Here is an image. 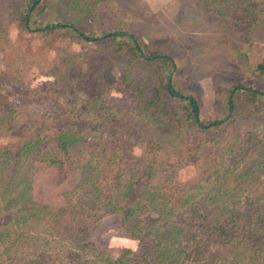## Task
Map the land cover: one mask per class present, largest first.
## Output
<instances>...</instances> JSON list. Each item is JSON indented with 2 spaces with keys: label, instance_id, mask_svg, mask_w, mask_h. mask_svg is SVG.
<instances>
[{
  "label": "rangeland",
  "instance_id": "obj_1",
  "mask_svg": "<svg viewBox=\"0 0 264 264\" xmlns=\"http://www.w3.org/2000/svg\"><path fill=\"white\" fill-rule=\"evenodd\" d=\"M22 3L0 0V149H9L0 175V264H115L133 257L126 251L143 254L145 243L122 225L123 210L133 208L130 218L143 226L178 199L199 203L218 142L234 145L227 167H253L243 190L226 201L243 212L234 263L264 264V101L245 106L238 96L218 132L170 126L161 134L136 119L138 100L157 98L152 67L117 57L115 44L82 42L65 29L25 31L16 15ZM213 10L203 0H41L32 21L88 34L128 32L146 52L174 61L175 87L193 95L201 118L210 120L224 117L233 86L264 92V74L255 71L264 61V22L254 27ZM75 98L92 114H116L99 122L66 117L62 102ZM162 99L168 108L156 114L161 120L184 112L180 102ZM65 130L76 141L58 155L56 135ZM37 136L36 147L20 152ZM91 159L100 167L94 184L85 185ZM69 212L77 215L73 223Z\"/></svg>",
  "mask_w": 264,
  "mask_h": 264
},
{
  "label": "trees",
  "instance_id": "obj_2",
  "mask_svg": "<svg viewBox=\"0 0 264 264\" xmlns=\"http://www.w3.org/2000/svg\"><path fill=\"white\" fill-rule=\"evenodd\" d=\"M203 1L207 8L213 7L215 14L220 15L223 11V17L226 19L231 18L237 21L244 19L245 22H252V20L255 22L260 19L261 22H264V0ZM40 2L41 0H23V3L18 7L17 20L20 27L25 31L50 34L65 29L82 42L115 44L117 48L114 53L117 54V57H127L129 63H142L154 69V74L158 79L156 101L152 103L144 99L138 100L142 109L139 115L135 117L138 121L146 119L147 124L156 127V131L161 134L168 131L170 126L179 131L186 127L194 128L202 133L218 132V130L228 126L238 96L243 97L245 106L249 102L264 101V92L239 84L233 86L228 93L224 117L203 120L196 98L175 87L172 76L175 63L169 56L161 52H146L143 44H140L134 36L121 29L88 34L67 23L53 22L36 25L32 20ZM238 14L242 17L237 16ZM254 24H256L254 27H257V22ZM255 71L264 74V61L255 66ZM162 97L180 102L184 106V112L173 119L169 117L167 120L166 118L161 120L160 115L156 116V114H162L168 108ZM62 103L67 114L66 117L71 119H90L92 122H99L106 114H116L112 110L92 114L90 109L86 108V105L78 98H75L71 104L64 101ZM170 136L172 137V134ZM170 136H165V139L170 140ZM35 139L24 144L20 152L27 153L36 147L39 136ZM56 139L58 155H65L76 141L67 130L59 131ZM249 142L250 140L245 141L244 144ZM233 146V144L217 143L214 152L216 161L205 170L207 176L200 181L206 183L207 187L203 188L205 191L202 190L199 203L189 204L190 198L178 199L175 204H166L158 212L156 220L143 226L139 225L138 219L132 220L130 218L133 215L131 214L133 208L123 210L122 225L130 229L131 237L136 239L138 243H145V252L135 256L130 251H126L133 257L128 258L126 255H122L115 264H235L232 257L233 253L236 260L233 249L235 247L232 245L235 229L238 228L236 218L243 212L240 211V208L231 207V204H227L226 201L228 198L236 197L235 192L243 190L242 186L249 182V178L253 174V167L246 164L238 170L237 166L234 169L226 166L225 157L227 153H231L229 151ZM8 150L0 149V159H2L0 160V175L3 173L6 158H9ZM237 161L235 158L236 164ZM49 162L53 163V161ZM99 167L98 161L94 159L89 161L83 178L85 185L94 184L92 181L96 177L95 174ZM24 180L26 181V178ZM222 201L224 202L220 204ZM80 207L82 209V204ZM69 214L73 219L71 223H73L77 215L72 216L71 212ZM182 215L185 216L183 220L179 218ZM64 216L66 217V215ZM178 218L179 220H177Z\"/></svg>",
  "mask_w": 264,
  "mask_h": 264
}]
</instances>
